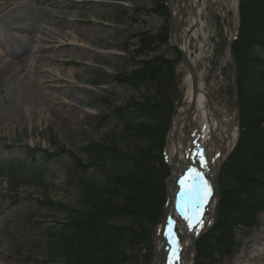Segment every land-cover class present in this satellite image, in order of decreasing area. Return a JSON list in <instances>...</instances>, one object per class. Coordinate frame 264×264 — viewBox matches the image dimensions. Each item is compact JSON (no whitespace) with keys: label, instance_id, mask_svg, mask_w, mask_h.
I'll use <instances>...</instances> for the list:
<instances>
[{"label":"rangeland","instance_id":"1","mask_svg":"<svg viewBox=\"0 0 264 264\" xmlns=\"http://www.w3.org/2000/svg\"><path fill=\"white\" fill-rule=\"evenodd\" d=\"M95 2L93 17L88 16L86 11H81L79 17L75 14L67 16L69 21H75L77 18L74 23L76 28H69L67 32L70 34L68 44L76 43L83 47L75 52H68L64 63L44 62L42 67V71L51 72L52 75L82 88L69 93L70 100L65 99L67 105L71 103L76 106L73 109L79 113V120H54L51 114L42 112L38 116L32 115L5 127L0 120V243L3 246L0 251L5 249L3 254L0 253V264H60L48 252V245L53 234V239L56 240L55 248L59 247L58 240L63 237L60 233L55 235L51 232V226L66 220L58 205L71 207L76 201L75 156L81 158V150L84 147L92 143H102L108 134L120 127L117 120L111 118L112 110L132 101L140 102L148 94H155L151 86L137 90L123 85L119 80L121 73L133 69L136 64L151 57L165 55L175 65V76L171 80L169 90L171 100L175 103L176 111L185 104L191 80L181 58L170 45L156 52L161 42L165 41L166 28H170V9L165 7L166 12L160 11L159 6L152 5L148 0ZM207 4L206 2L205 5ZM210 5L208 7L211 10L206 7L202 21L198 23L190 39L189 50L194 61L201 67V76L205 82L203 88L216 106L222 107L218 104V96L222 98V103L230 106L233 87L235 84L238 87V100L232 106L237 120V146L242 132V117L248 115L254 105V92L264 89V55L257 56L255 61L247 58L244 62L249 66V72L247 75L242 73V83L252 89L250 92L247 88L250 93L246 90L243 92L245 111L242 110L240 101L242 71L239 64L236 60L230 64L225 62L222 74L218 72V66L225 56L229 38L236 36L243 40L244 51L251 50L254 38L264 40V16H253V22L249 29H246L239 9L237 12L227 10L225 4L226 18L223 20L219 14L220 10ZM93 20L95 24L92 23ZM190 22L191 19L188 18L189 25ZM47 27L56 29L52 24ZM90 28L99 30V41L78 35L79 31ZM256 29V34H252L251 31ZM144 34L147 39H156L150 45L149 51L142 53L138 44L139 36ZM15 35L21 37L22 33L17 32ZM57 39L61 41L60 37ZM104 42L108 44L102 49L101 44ZM39 45L46 46L34 44ZM83 49H90L93 55H86ZM97 52L101 54L94 58ZM11 60L13 59L5 58L3 54L0 56L2 62L11 63ZM19 62L21 60L17 63ZM233 70L239 74L237 78H234ZM70 73L77 75V84L69 78ZM42 76L40 73V79ZM5 77L6 72L0 76V108L2 97L5 95ZM46 83L48 82H44ZM209 86L217 91L212 92ZM41 91L48 96L57 92L48 90L45 86ZM217 92L218 94H215ZM80 98L84 103H77ZM261 120L264 121L263 112ZM100 121H104L103 127L99 124ZM260 127H264V122ZM100 168L101 170H86L90 180H99L97 185L103 184V178L100 177L102 170L116 173L109 163H103ZM248 206L256 215L255 224L249 220L243 223L246 227L234 226L231 221L230 228L234 232L235 243L233 253L225 257L215 256L213 264H264V198L257 195ZM126 223L125 219L110 222L111 225ZM158 228L159 226L155 229L156 232H151V239L142 250L135 252L137 260L134 264H152L155 244L152 235H156Z\"/></svg>","mask_w":264,"mask_h":264},{"label":"trees","instance_id":"2","mask_svg":"<svg viewBox=\"0 0 264 264\" xmlns=\"http://www.w3.org/2000/svg\"><path fill=\"white\" fill-rule=\"evenodd\" d=\"M148 1L159 6L160 11H167L165 0ZM240 12L245 28L249 29L253 16H264V0H241ZM257 31L251 32L255 35ZM166 33L165 41L156 52L168 46V28ZM155 39H147L146 34L139 36L140 51H149ZM243 43L239 38L234 44V57L242 71L240 101L245 111L243 92L250 93L252 89L242 83V73L249 72L244 62L264 55V40L254 38L250 51H244ZM173 76L174 62L165 55L151 57L121 73L119 80L123 85L137 90L151 86L155 94L112 110L111 118L120 127L102 143L84 147L81 158L75 156L76 201L67 208L59 204L66 220L51 226V232L63 235L58 240L59 247L55 248L54 234L48 245V252L56 262L134 264L135 252L142 250L151 239L152 228L160 222L167 199L165 181L170 169L163 152L174 113L169 91ZM254 96L250 113L242 117L239 143L221 172L218 222L198 243L195 264H213L215 256L232 255L235 243L231 221L234 226H245L243 223L249 220L256 222L254 210L248 205L257 195L264 198V127H260L264 122L261 120L264 89L255 91ZM103 123L99 124L103 127ZM103 163L111 164L116 173L102 170L103 184L97 185L99 180H90L86 170H101ZM115 219H125L127 223L111 225Z\"/></svg>","mask_w":264,"mask_h":264},{"label":"bare ground","instance_id":"3","mask_svg":"<svg viewBox=\"0 0 264 264\" xmlns=\"http://www.w3.org/2000/svg\"><path fill=\"white\" fill-rule=\"evenodd\" d=\"M229 8L237 11V0H228ZM95 0H0V56L5 55V58H12L11 63L0 61V76L6 72L4 80L5 95L2 97V107L0 108V120L1 124L5 127L13 125L20 120L31 117L32 115L38 116L39 114L46 113L51 114L54 120L63 119L65 121L79 120V113L73 109L76 107L69 103L65 99L70 100L69 93L74 90H81L77 86L72 85L65 79H61L59 76L52 75L51 72L42 71L44 62L49 64H60L66 62V54L68 52H75V50L82 48V45L76 43H69L68 39L70 34L67 33L69 28H76L75 21H69L67 16L70 17L75 14L76 17L80 16L81 11H86L88 16H92L96 9ZM78 9L79 11H74ZM173 13L179 12L178 3L172 4ZM73 10V11H68ZM95 24V20L92 21ZM52 24L56 26V29L52 30L47 26ZM22 33L21 37H16V33ZM80 36L85 39L94 38L99 41V30H81ZM57 37L61 38V41H57ZM78 41V40H77ZM99 43V42H98ZM34 44H44L46 46H34ZM108 42L101 44V48L104 49ZM189 43L184 44V49L188 51ZM86 55H93L90 49H83ZM101 53H95L94 58H98ZM30 55H32L30 57ZM84 55V56H86ZM29 56V57H28ZM27 57V58H25ZM192 57V56H191ZM18 60L21 62L17 63ZM194 64L196 62L192 59ZM85 64H87L85 62ZM42 73L43 76L39 77ZM201 74V73H200ZM69 78L73 79L75 83H78L77 75L70 73ZM201 78V77H200ZM44 82H48L44 84ZM204 80L201 78V91L198 94L196 110L194 114V121L203 129L202 143L200 144V150L204 148L206 144L209 145L208 153L210 155V166L205 164L198 171L203 173V177L206 178L208 186L212 190L211 196L208 198V217L207 223L211 224L212 214L216 201L213 198L214 187L213 182L216 176V168L219 166L218 156L220 154L221 145H228V150H231L237 138V130L233 131L229 129L228 125L220 124V116L218 112L215 114V110L210 113L209 122L206 121V115L208 114V100L203 91ZM48 90L57 91L50 96L44 95L41 92L43 87ZM41 88V89H40ZM66 92L63 94L62 92ZM191 86L188 89L185 104L180 107L174 118V128L178 126L186 125L188 108L192 101ZM84 103L83 99H78L77 103ZM215 105V104H213ZM59 106V108H57ZM218 108V107H217ZM225 113V112H224ZM78 118V119H77ZM231 118V119H230ZM227 120L234 122V118L230 116ZM223 122V120L221 121ZM210 130L212 134H216L217 142L214 144L210 139ZM4 138V137H2ZM225 138L231 139L229 144L225 141ZM181 137L179 139V152L180 159L178 161V168H180L184 161L185 153L189 152V146H182ZM170 144L168 146L170 158L176 151L175 143L172 141V135H170ZM223 142V143H222ZM184 153V154H183ZM182 162V165L180 164ZM177 179H181L178 175ZM210 199V200H209ZM193 210L195 207L189 197L186 198ZM185 201H177L176 208L181 211V206L185 208ZM177 217V213H173ZM180 215V214H179ZM194 215V214H193ZM173 216V217H174ZM185 224H189V220L184 218ZM183 221V222H184ZM184 224V225H185ZM204 229H207L204 228ZM204 229L202 231H204ZM201 230V229H200ZM201 231V232H202ZM3 247L0 243V248ZM163 247L162 242H157V248ZM4 250L0 253L3 254ZM177 254H175L171 260H175Z\"/></svg>","mask_w":264,"mask_h":264},{"label":"water","instance_id":"4","mask_svg":"<svg viewBox=\"0 0 264 264\" xmlns=\"http://www.w3.org/2000/svg\"><path fill=\"white\" fill-rule=\"evenodd\" d=\"M177 0H175L176 2ZM190 2V0H180L179 2V7H180V12H181V20H179V16L177 15H173L171 13V36L172 39L175 37L176 38V43L174 42L173 46L176 48V50L181 54L183 62L185 64V66L187 67L191 78H192V87H193V100H192V104L189 107L188 110V118L192 117V114L195 112V108H196V101H197V96L200 92V77H199V69H197L191 62L190 58L188 57V54L185 50L182 49V40H181V36L180 34L182 33L183 27H184V19L186 17V9L188 8V3ZM184 4V7H182V5ZM210 104V109H212V104L209 101ZM179 128L180 126L177 127V130L175 132V136H174V140L177 141L178 140V135H179ZM186 133L188 135V137L190 138V140H195L191 134V132L187 129ZM202 136L200 135L199 138H201ZM198 138V139H199ZM199 141V140H197ZM208 145H205V150L208 151ZM195 148V145L191 146V153L193 152ZM178 159V155L175 156L173 162V169L175 170V163L177 162ZM199 158L198 156H195L193 159L191 158H185V161L187 162V164L185 165V167L188 168V170L190 171L191 169H199L200 168V163H199ZM223 164V163H222ZM221 166H218L216 169V178L214 181V186H215V190H216V198L217 200H219V190H218V176H219V171L221 169ZM172 184H174V178H171L168 182H167V187L171 186ZM169 210V209H168ZM167 210V212H168ZM204 211V210H203ZM205 211L203 212L204 215ZM202 215V217H203ZM214 217H217V209L215 211ZM203 221V219H202ZM202 223V222H201ZM166 227V220L163 223V231L165 230ZM195 230H197V227L194 228ZM173 233V232H171ZM206 232L203 233H198V232H184V234H180V232H175L176 234V238L174 240H171L168 249V256L166 257V261L165 263H162V259H161V252L158 251L156 252V256H155V262L156 264H191L195 253H196V246L197 243L199 242L200 238L205 234ZM163 234L160 237V239L162 240L163 244L166 245L167 244V240L163 239ZM172 236V235H171ZM170 238V235L168 234L167 239ZM188 242V243H187ZM187 243V244H186ZM181 245V246H180ZM176 246H179L177 248H179L178 250V254L179 258L175 259V260H171L170 262V257L173 255V253L176 251L175 249ZM175 254V253H174Z\"/></svg>","mask_w":264,"mask_h":264},{"label":"snow or ice","instance_id":"5","mask_svg":"<svg viewBox=\"0 0 264 264\" xmlns=\"http://www.w3.org/2000/svg\"><path fill=\"white\" fill-rule=\"evenodd\" d=\"M204 165V161L201 160V166ZM184 191L181 193L182 198L187 196L191 199L192 204L195 206L193 208L194 215H185V219L189 220V227H193V219H195V224L200 225L202 222V212L201 205L205 204L208 198L212 194L211 188L208 186L207 181L203 177V173L197 171L196 169H191L189 175L181 181ZM194 194V195H193ZM182 213L185 211L184 206H181ZM169 235H174L169 233Z\"/></svg>","mask_w":264,"mask_h":264}]
</instances>
